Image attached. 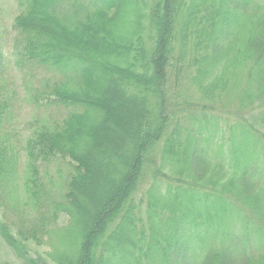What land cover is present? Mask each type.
Instances as JSON below:
<instances>
[{"label": "trees", "instance_id": "1", "mask_svg": "<svg viewBox=\"0 0 264 264\" xmlns=\"http://www.w3.org/2000/svg\"><path fill=\"white\" fill-rule=\"evenodd\" d=\"M15 2L14 67L36 106L66 109L17 132L0 10V237L21 264H117L126 229L131 264L158 253L163 264L182 247L188 264H264V0ZM123 24L124 65L95 62L92 46ZM117 99L129 101L135 131L111 130ZM108 133L131 149L113 157L115 188L72 258L90 148ZM58 159L69 169L54 186L44 176Z\"/></svg>", "mask_w": 264, "mask_h": 264}, {"label": "rangeland", "instance_id": "2", "mask_svg": "<svg viewBox=\"0 0 264 264\" xmlns=\"http://www.w3.org/2000/svg\"><path fill=\"white\" fill-rule=\"evenodd\" d=\"M0 10L1 13V32L4 35V51L7 58V71L3 75L5 82L4 88L7 92L8 97H11L14 100V124H16V129L19 128L21 130H17V132H23V127L27 126L26 124L30 122L34 115L37 114L39 117L44 115L52 116L54 118L59 119V117L65 114L66 109L63 106H36L33 101L30 100L29 94L27 93L24 82L22 80L21 73L15 69L14 61L11 57V44L10 39L13 36L12 25L14 22V18L18 13V9L16 6L15 0H0ZM127 16H125V20H127ZM131 29L130 25H118L115 26L114 30L111 31L109 36L102 35L101 43L94 44L92 46L91 53L92 58L97 63H109L111 66L121 67L124 65L121 57L117 54V47L120 46L122 48L124 46L125 40L128 37V32ZM74 43L75 42L72 40ZM85 43H82L83 46ZM106 44V45H105ZM87 46V45H84ZM106 46H109L108 48ZM69 51H74L72 48L67 49ZM36 85V82H35ZM137 101V100H136ZM117 102V110L119 116V121L116 122V128H112L111 130L114 133H119L120 127H127L128 130L135 131V121L132 118V110L129 108V101H122L121 99L115 100ZM139 102V101H137ZM113 118V117H112ZM90 153L93 155V163L92 165H88L89 167V178L83 182L81 185L80 192L81 194L77 196L79 201L81 212L79 211V222L82 225L81 231H77L74 236L69 239L68 243H65V248L68 254L73 258H76L75 253L79 249V244L81 242L82 232L87 228L88 223H91V219L95 215V211L99 205H103V201L108 198L109 192L115 188L116 181L118 176L116 173L121 171L118 167L116 161L114 160V156H117L118 159L123 160V156L127 154V151L131 149V146L123 142L122 145H115V135L112 133H108L103 136L101 142H97L96 139L91 146ZM122 149V150H120ZM120 150V151H119ZM120 153V154H119ZM69 161L58 159L55 161L54 166L51 167V173L49 176H44L48 184H52L56 186L60 180V176L63 172L68 171L69 169ZM117 170V171H116ZM123 173V171H122ZM49 181V182H48ZM18 194L13 195V199L15 203L24 202V192L21 191ZM186 202H189V199H186ZM196 211H204L207 207V204L204 202H198L193 206ZM80 209V208H79ZM89 219V221H88ZM0 220H2V213L0 211ZM5 222V220H2ZM66 223V218L61 217L59 220V224L62 226ZM125 240L117 245V256L116 262L117 264H131L133 263L130 259V255L128 252L129 244L127 240L130 241L132 238L131 231L126 229ZM65 239V238H64ZM68 239L65 240V242ZM126 241V242H125ZM34 250L38 251L41 256H45L43 253L50 250L48 246H43L41 248H37L33 245ZM183 250L177 249L178 253H176L175 258H172L169 255L168 260H166L163 264H188L189 259L185 257L188 252L185 249ZM163 261V257L161 253H158L155 259L152 261V264H159ZM0 264H21L20 260L14 254V251L5 243V241L0 237Z\"/></svg>", "mask_w": 264, "mask_h": 264}]
</instances>
